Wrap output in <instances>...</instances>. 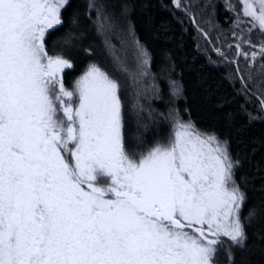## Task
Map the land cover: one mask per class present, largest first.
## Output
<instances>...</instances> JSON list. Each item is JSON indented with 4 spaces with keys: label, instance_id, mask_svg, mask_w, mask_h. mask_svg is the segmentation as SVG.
I'll return each instance as SVG.
<instances>
[{
    "label": "snow or ice",
    "instance_id": "obj_1",
    "mask_svg": "<svg viewBox=\"0 0 264 264\" xmlns=\"http://www.w3.org/2000/svg\"><path fill=\"white\" fill-rule=\"evenodd\" d=\"M237 2L264 34V0ZM67 4L0 0V264H214L245 240L238 161L184 123L130 152L119 83L92 64L69 90L46 47Z\"/></svg>",
    "mask_w": 264,
    "mask_h": 264
},
{
    "label": "trees",
    "instance_id": "obj_2",
    "mask_svg": "<svg viewBox=\"0 0 264 264\" xmlns=\"http://www.w3.org/2000/svg\"><path fill=\"white\" fill-rule=\"evenodd\" d=\"M61 19L46 47L73 64L65 87L74 91L92 64L116 80L130 152L167 143L184 123L238 161L245 240L223 238L214 264H264V58L237 56L228 0H68Z\"/></svg>",
    "mask_w": 264,
    "mask_h": 264
},
{
    "label": "rangeland",
    "instance_id": "obj_3",
    "mask_svg": "<svg viewBox=\"0 0 264 264\" xmlns=\"http://www.w3.org/2000/svg\"><path fill=\"white\" fill-rule=\"evenodd\" d=\"M228 5L229 8H232L236 12V27L239 32L238 35L239 39L250 40L251 45L247 44L249 46L248 51L250 53L253 51L258 52L260 48V43L264 41V34H262L261 30H259L258 27L255 26L256 25L255 21H251L250 18L242 15L241 5L240 3L237 2V0H228ZM231 5H234V7H230ZM237 44L239 43L237 42L236 45ZM252 45H255V48H253ZM203 135H207V134H203ZM103 182L106 181H102V183Z\"/></svg>",
    "mask_w": 264,
    "mask_h": 264
},
{
    "label": "water",
    "instance_id": "obj_4",
    "mask_svg": "<svg viewBox=\"0 0 264 264\" xmlns=\"http://www.w3.org/2000/svg\"><path fill=\"white\" fill-rule=\"evenodd\" d=\"M176 1V0H175ZM194 23H195V21H194Z\"/></svg>",
    "mask_w": 264,
    "mask_h": 264
}]
</instances>
